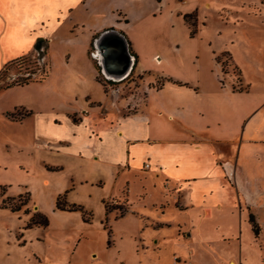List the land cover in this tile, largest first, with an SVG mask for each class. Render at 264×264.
<instances>
[{
  "label": "rangeland",
  "instance_id": "rangeland-1",
  "mask_svg": "<svg viewBox=\"0 0 264 264\" xmlns=\"http://www.w3.org/2000/svg\"><path fill=\"white\" fill-rule=\"evenodd\" d=\"M111 3L126 5L127 0H111ZM144 8L155 9L153 13L156 15L160 13L159 16L153 14L155 16L151 23L146 26L147 37L157 44L155 52L159 57V60L152 59L150 56L154 52L148 56L141 52V62L151 65L152 61L157 65V68L149 69L146 78L160 69L163 75L169 77L197 80L201 86L200 96L205 92L202 86L209 85L218 77L222 84L228 83L232 89L246 90L249 96L264 91V0H144ZM193 10L196 12V31L190 36L182 15ZM125 13L122 16L118 15V11L106 12L101 21L115 23V20L121 19L122 22H128L131 29L136 27V10L129 7ZM28 37L0 34V63L6 60L0 67V86L12 81L21 82L27 77L35 79L47 72L41 80L0 90V199L5 197V188L14 195L12 197L21 194L19 200L27 194L28 200L22 209L26 207L30 213L29 201L33 202L48 210V213L42 214L47 221L51 216V222L45 228L36 225L25 227L28 217L24 214L28 213L22 209L10 211L0 207V264H43L45 261L49 264H264V208L256 209L246 202L238 203V210L234 209V215L235 211H242L246 215V222L248 215H252L256 226V233H253L249 222L247 228L242 219L238 222V216L229 211L234 203V192L221 191L216 184L214 189L220 211L214 218L199 217L195 206L185 212L171 208L165 209L162 214L155 212L151 204L163 198L164 189L160 183L152 182L142 195L140 181L132 180L127 196L131 213L120 196L104 201L107 216L100 222L102 229H90L85 231L86 234L75 230V227L64 231L62 228L66 220L50 213L55 209L51 208L48 196L43 194L38 185L34 158L26 156V153H18L16 149H9V146L5 149L2 144L16 138H25V141L32 139L36 123L41 122L43 125L46 119L48 124L49 119L54 117V112L49 110L53 107L77 110L81 92L99 97L101 93L91 79L81 80L61 75L60 64L66 56L63 45L56 44L58 41L51 40L47 58L42 56L36 59L37 52L43 49L41 45L45 47L41 42L36 49L17 55L26 48ZM55 37L64 40L67 36ZM87 54L97 64L93 42ZM217 59L222 62V67ZM130 74L111 83H107L108 80L100 70L97 76L106 92L119 89L120 95L128 97L132 94L136 99L139 97L140 101L143 94L140 79L143 75ZM161 80L158 78L156 81L158 83ZM233 96V102H241L243 98ZM13 107V117L25 113L27 109L32 110L31 115L21 122H9L6 119L8 116L1 111ZM262 109L264 113V107ZM92 113L89 115L92 118L90 124L101 126L104 120L102 116ZM108 113L107 119L116 116L114 107ZM257 132L264 137V127ZM243 135H248L246 128ZM89 144V149L94 151L96 145ZM132 150L138 153L137 161L145 151L164 153L169 163L185 155L180 147L161 142L152 145L135 143ZM239 153L246 156L247 166L253 171L262 170L264 142L250 144L249 147L241 148ZM192 170L199 174L204 172L203 167ZM228 182L235 191L234 182ZM192 190L189 193L190 199L196 202L198 195L193 196ZM261 190L264 191V180ZM171 192V204L175 208H182L174 191ZM19 200L13 199L10 203L15 204ZM253 203H264V193L260 201ZM153 208L157 207L154 205ZM119 211H124L125 216L117 218ZM202 216L205 217L206 213H202ZM84 217H88L86 212ZM158 221L170 225L155 228L152 223ZM78 234L86 235V239L81 236L80 243L73 247L71 238Z\"/></svg>",
  "mask_w": 264,
  "mask_h": 264
},
{
  "label": "crops",
  "instance_id": "crops-1",
  "mask_svg": "<svg viewBox=\"0 0 264 264\" xmlns=\"http://www.w3.org/2000/svg\"><path fill=\"white\" fill-rule=\"evenodd\" d=\"M129 7L136 10V27L131 29V25L121 19L115 20V23L101 21L106 12L118 11V15L125 16L126 8ZM154 10L145 9L144 0H127L126 5H114L111 0H0V34L29 36L26 48L17 55L36 49L37 42L45 44L41 48L47 51L51 40L58 41L56 44L63 45L66 56L60 64L61 75L81 80L91 79L101 93L99 97L81 92L77 110L53 107L49 110L54 112V117L49 119L48 124L46 119L43 125L41 122L36 123L32 139L25 141V138H16L2 144L5 149L9 146V149H16L18 153H26V156L34 158L38 185L43 194L48 196L51 208L54 207L56 196L65 192L66 202L81 206L87 213V221H84L78 211L58 210L54 207L55 210L50 213L66 220L62 228L64 231L75 227V230L86 234L85 231L90 229H102L100 222L107 216L104 201L120 196L131 213L127 196L132 180L140 181L142 195L146 193L149 184L154 181L160 183L164 189L163 198L151 204L152 209L160 214L167 208L185 212L195 206L199 217L214 218L220 211L214 189L216 185L221 191L234 192V203L229 209L232 215L234 209L238 210L239 204L246 202L256 209L264 208V203H253L263 197L264 191L261 188L264 166L260 171H253L247 166L246 156L239 153L241 148L249 147L250 144L264 142V137L257 132L264 127V113L261 112L264 107V91L249 96L246 90L238 91L230 88L228 83L222 84L218 77L209 85L202 86L205 92L200 96L201 86L197 80L169 77L163 75L160 69L146 78L149 69L157 68V65L151 60V65L141 62V52L147 56L154 52L150 58L159 60L155 52L157 44L147 37L146 26L156 15ZM178 13L181 14V11ZM159 15L157 13L156 16ZM102 28H114L126 36L136 56L129 73L143 75L140 79L143 86L140 101L139 97L136 99L132 94L128 97L120 95L119 89L106 92L96 81L97 71L87 50L93 36ZM63 35L67 36L64 40L55 37ZM79 35L81 39H78ZM5 62L2 61L0 67ZM158 78L162 79V85L156 88L153 84ZM233 95L243 97L241 102H233ZM106 100L109 101L107 104ZM112 107L116 116L107 119ZM14 108L3 109L1 112L7 116L6 113L13 112ZM92 112L104 119L101 126L90 124L92 118L89 115ZM29 115L6 119L9 122H21ZM245 128L248 135H255L244 136ZM139 142H145L146 145L157 142L170 144L180 147L185 155L169 163L164 153L145 151L137 161L138 153L132 150V146ZM89 143L96 145L94 151L89 149ZM196 167H203L204 172H194L192 169ZM228 180L234 182L235 191ZM190 190L193 196L198 195L196 202L190 199ZM171 191H174L182 208H175L171 204ZM4 192L5 196H14L6 188ZM28 207L30 213L24 214L26 217L33 212L48 213V210L30 201ZM202 213H206V216L203 217ZM235 215L238 216V222L242 219L248 228L246 215L242 211H235ZM123 216L125 214L117 218ZM50 222L51 216L47 225ZM152 225L158 228L170 223L158 221ZM81 236L78 234L71 238L73 247L80 243ZM85 236L83 238L86 239Z\"/></svg>",
  "mask_w": 264,
  "mask_h": 264
},
{
  "label": "trees",
  "instance_id": "trees-1",
  "mask_svg": "<svg viewBox=\"0 0 264 264\" xmlns=\"http://www.w3.org/2000/svg\"><path fill=\"white\" fill-rule=\"evenodd\" d=\"M182 19L183 21L186 23L187 25V28L189 29V35L192 36L195 31H196V25H195V22H196V12L195 10L193 11H190V12H187V13H184L182 15ZM123 36L124 38L126 39V42L129 46V50H130V53L132 54L133 58H134V63H135V60H136V56L135 54L131 51L130 49V45H129V42L126 38V36L121 32L119 31ZM95 37V35L93 36V38ZM92 38V40H93ZM91 40V42H92ZM90 42V43H91ZM47 54V51L45 48H43L42 50L38 51L37 54H36V59H38L39 57H45ZM46 58V57H45ZM93 62V65H94V68L96 69L97 73L99 72V67L98 65L96 64L95 61H92ZM217 62H219V60L217 59ZM220 64V67H222V62H219ZM221 71H222V68H220ZM47 72H44V76ZM44 76H40L38 78H35V79H29L28 77L25 78L23 81L21 82H18V81H12L10 83H6L2 86H0V90L1 89H6V88H9L11 86H20V85H24V84H27L28 82L30 81H37V80H41ZM96 81L99 82L102 86V88L104 89V85L101 83V81L98 79V76L96 75ZM107 83H111L110 80L107 81ZM162 85V80L159 81L157 83V81L153 84L154 87L158 88ZM234 90H238V89H234ZM105 91V89H104ZM239 91V90H238ZM241 91V90H240ZM31 112L30 110L26 111L25 113H22L18 116H11L12 112H7L6 115L8 117H13L14 119H19V118H22L24 116H27L29 115ZM10 115V116H9ZM3 194V193H2ZM26 194V193H25ZM64 195H65V192L61 193V194H58L55 198V201H54V207L55 209H58V210H65V211H79L81 213V216L82 218L84 219V221H87V218L84 217V210L82 209L81 206L79 205H76V204H73V203H68L65 201L64 199ZM21 198V194L20 195H17L16 197H10V196H5L4 198H1L0 199V207L2 208H7L9 209L10 211H18L20 209H22V206H24L26 203H27V200H28V196L26 194V196L22 199V200H19ZM13 199H16V200H19L18 203H10V201H12ZM24 213H28L29 210L25 207L22 209ZM124 214V211H119L118 213V217L119 216H122ZM248 222L250 223L251 225V229L253 231V233H256V226L254 224V221H253V217L252 215L250 214L248 216ZM31 225H36V226H40V227H45L47 225V218L45 215H43L42 213L40 212H33L29 217H28V220L26 221L25 223V227H28V226H31Z\"/></svg>",
  "mask_w": 264,
  "mask_h": 264
},
{
  "label": "water",
  "instance_id": "water-1",
  "mask_svg": "<svg viewBox=\"0 0 264 264\" xmlns=\"http://www.w3.org/2000/svg\"><path fill=\"white\" fill-rule=\"evenodd\" d=\"M97 54V65L102 75L110 81L126 77L134 58L124 36L114 28H104L92 40ZM39 42L35 45L37 48Z\"/></svg>",
  "mask_w": 264,
  "mask_h": 264
},
{
  "label": "built area",
  "instance_id": "built-area-1",
  "mask_svg": "<svg viewBox=\"0 0 264 264\" xmlns=\"http://www.w3.org/2000/svg\"><path fill=\"white\" fill-rule=\"evenodd\" d=\"M145 166H147V164L145 163Z\"/></svg>",
  "mask_w": 264,
  "mask_h": 264
},
{
  "label": "bare ground",
  "instance_id": "bare-ground-1",
  "mask_svg": "<svg viewBox=\"0 0 264 264\" xmlns=\"http://www.w3.org/2000/svg\"><path fill=\"white\" fill-rule=\"evenodd\" d=\"M231 264H233V262H231Z\"/></svg>",
  "mask_w": 264,
  "mask_h": 264
}]
</instances>
